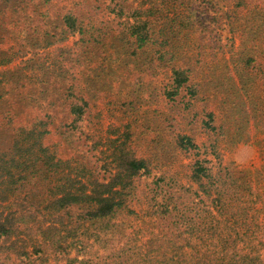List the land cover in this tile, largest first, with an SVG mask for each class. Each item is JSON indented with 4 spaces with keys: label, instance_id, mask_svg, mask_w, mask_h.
I'll return each mask as SVG.
<instances>
[{
    "label": "rangeland",
    "instance_id": "obj_1",
    "mask_svg": "<svg viewBox=\"0 0 264 264\" xmlns=\"http://www.w3.org/2000/svg\"><path fill=\"white\" fill-rule=\"evenodd\" d=\"M29 1L26 16L19 7L23 0L0 1V149L27 130L45 131L44 144L64 160L51 184L66 174L77 186L78 180H108L120 146L147 163L110 229L67 221L69 240L84 241L70 249V264L95 262L117 242L170 249L169 226L158 213L168 209L171 215V196L193 206L196 159L243 169L263 194L257 209L264 227V0H125L122 15L109 0H94L98 7L91 11L85 3L92 0ZM78 4L106 30L99 41L80 46L78 32L53 30ZM130 23L145 25L142 42L130 33ZM34 25L53 34H39L33 42L25 31ZM173 67L187 73L177 92ZM68 87L88 101L75 122L66 104ZM181 135L197 147L181 146ZM32 143L28 139L21 151ZM0 246L5 264L68 261L61 252L41 260Z\"/></svg>",
    "mask_w": 264,
    "mask_h": 264
},
{
    "label": "trees",
    "instance_id": "obj_2",
    "mask_svg": "<svg viewBox=\"0 0 264 264\" xmlns=\"http://www.w3.org/2000/svg\"><path fill=\"white\" fill-rule=\"evenodd\" d=\"M109 1L118 15L124 13L125 0ZM26 2L23 0L19 6L24 7L20 9L24 16L27 15ZM96 3L94 0L85 3L86 10L97 8ZM76 6L62 15L53 30L56 34L78 32L80 46L99 41L98 37L106 33L101 22L96 20V24H92L86 17L88 13L81 10L79 4ZM40 28L34 25L29 28L31 31L28 28L24 31L33 42L39 34H53ZM129 28L130 33L142 42L145 25L138 27L130 23ZM186 80L184 68H172L173 92H177ZM66 92L68 112L75 122L87 110L88 101L73 87H68ZM208 114L212 118V112ZM26 132L23 138H14L8 149H0V242L5 249H14L18 256L27 258L36 254L44 260L47 255L61 252L68 258L65 264H70L73 260L69 258L70 249L82 246L84 241L80 238L69 240L71 226H66L67 221L79 225L102 223L110 229L112 218L128 199L134 177L141 169H147V163L120 146L114 148L116 170L108 180H78L77 186L66 174L65 180L51 184V174L58 171L64 160L44 144L45 131L30 129ZM28 139H32V146L25 147L28 153L22 152L21 147ZM179 142L187 149L197 147L187 135H181ZM208 162L206 158L196 159L192 165L191 178L197 184L190 193L193 206L176 195L171 196V215L168 209L158 213L169 226L170 232L166 236H171L170 249L160 245L157 251L152 246L148 249L143 244L123 246L117 242L90 264H264V227L257 209L263 194L253 187L243 169L229 164L211 166ZM13 236L16 239L12 240ZM9 240L12 241L6 245ZM169 251L171 255H168ZM79 252L74 259L78 260ZM79 262L84 263L82 259ZM0 264L5 263L0 260Z\"/></svg>",
    "mask_w": 264,
    "mask_h": 264
}]
</instances>
